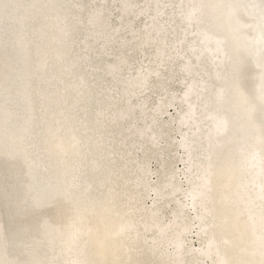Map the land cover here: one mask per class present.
I'll return each instance as SVG.
<instances>
[{"label": "bare ground", "instance_id": "bare-ground-1", "mask_svg": "<svg viewBox=\"0 0 264 264\" xmlns=\"http://www.w3.org/2000/svg\"><path fill=\"white\" fill-rule=\"evenodd\" d=\"M0 264H264V0H0Z\"/></svg>", "mask_w": 264, "mask_h": 264}, {"label": "rangeland", "instance_id": "rangeland-1", "mask_svg": "<svg viewBox=\"0 0 264 264\" xmlns=\"http://www.w3.org/2000/svg\"><path fill=\"white\" fill-rule=\"evenodd\" d=\"M171 110H172V109H171ZM169 112H170V114H174V113H175V111H174V110H172V111H169ZM152 166L154 167V166H155V164H153ZM193 239H194V241H191V243H194V242H195V240H197V239H195L194 237H193ZM193 239H190V240H193ZM196 242H198V241H196ZM196 242H195V244H197V245H198L199 243H196ZM195 244H194V245H195Z\"/></svg>", "mask_w": 264, "mask_h": 264}]
</instances>
